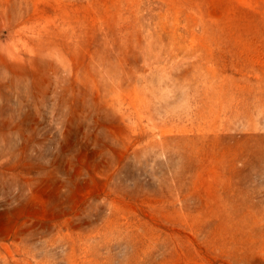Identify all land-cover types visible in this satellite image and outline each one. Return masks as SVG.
Here are the masks:
<instances>
[{"label":"rangeland","instance_id":"rangeland-1","mask_svg":"<svg viewBox=\"0 0 264 264\" xmlns=\"http://www.w3.org/2000/svg\"><path fill=\"white\" fill-rule=\"evenodd\" d=\"M0 264H264V0H0Z\"/></svg>","mask_w":264,"mask_h":264}]
</instances>
